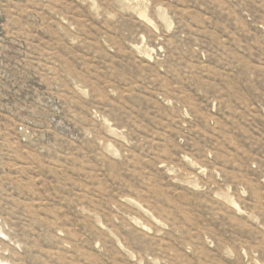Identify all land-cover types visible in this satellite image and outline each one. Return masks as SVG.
Returning a JSON list of instances; mask_svg holds the SVG:
<instances>
[{"label": "rangeland", "instance_id": "rangeland-1", "mask_svg": "<svg viewBox=\"0 0 264 264\" xmlns=\"http://www.w3.org/2000/svg\"><path fill=\"white\" fill-rule=\"evenodd\" d=\"M0 264H264V0H0Z\"/></svg>", "mask_w": 264, "mask_h": 264}]
</instances>
